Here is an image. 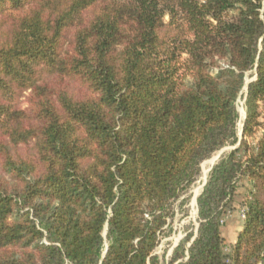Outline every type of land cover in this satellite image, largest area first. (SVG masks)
Returning a JSON list of instances; mask_svg holds the SVG:
<instances>
[{"label": "trees", "instance_id": "1", "mask_svg": "<svg viewBox=\"0 0 264 264\" xmlns=\"http://www.w3.org/2000/svg\"><path fill=\"white\" fill-rule=\"evenodd\" d=\"M241 96L167 264H264V0H0V264H166Z\"/></svg>", "mask_w": 264, "mask_h": 264}, {"label": "rangeland", "instance_id": "2", "mask_svg": "<svg viewBox=\"0 0 264 264\" xmlns=\"http://www.w3.org/2000/svg\"><path fill=\"white\" fill-rule=\"evenodd\" d=\"M252 78L253 77H251L250 79ZM24 104H26V102ZM237 108L240 113V120L238 123L239 134H240V131L243 126L244 117L246 114L245 96L244 97L241 96L238 99ZM226 147L228 148L227 150L228 152L232 146L229 145ZM217 155L218 152L204 162L206 164L207 170H209L213 164V162L210 163V161L212 160L214 161V158H216ZM204 163L202 164L201 175L190 191L189 194L190 199H189V203L186 205V211L177 208L176 216L172 223L173 230L169 236L164 237L162 239L160 245L156 250V253L161 256L162 260L166 262V264L168 263V260L171 254L173 253L174 248L184 239L187 233L197 232L199 221H198V205L196 203L195 196L201 191L202 184L204 183L206 176H208L209 174L208 171L207 174H204V167H203ZM199 188L200 191L196 192L197 189ZM224 219L225 222L222 226V231L224 236L229 237V239L238 236V233L242 229V224L244 222V219H242L240 212H238L237 210L231 211L224 217Z\"/></svg>", "mask_w": 264, "mask_h": 264}, {"label": "water", "instance_id": "3", "mask_svg": "<svg viewBox=\"0 0 264 264\" xmlns=\"http://www.w3.org/2000/svg\"><path fill=\"white\" fill-rule=\"evenodd\" d=\"M254 79H256V76L253 77L252 79L248 80V82H250V81H252V80H254ZM245 90L247 91V86L245 87ZM245 118H246V114H245L244 119H245ZM242 127H243V126H242ZM242 132H243V131H242V129H241V131H240V140H239V142L237 143V145L232 146V147L230 148V150L235 149V148H237V147L240 145V142H241L242 137H243V135H242L243 133H242ZM227 150H228V148H227V147H224V148H222V149L218 152V155L216 156V158H214L213 164H212L211 168L208 170V172L212 169L213 165H214V164L216 163V161L222 156V154H224L225 152H227ZM207 178H208V176H206V179H205L204 183L202 184L201 191H202L203 187L205 186V184L207 183ZM201 191L195 196L196 203H197L198 196L201 194Z\"/></svg>", "mask_w": 264, "mask_h": 264}, {"label": "crops", "instance_id": "4", "mask_svg": "<svg viewBox=\"0 0 264 264\" xmlns=\"http://www.w3.org/2000/svg\"><path fill=\"white\" fill-rule=\"evenodd\" d=\"M242 227H243V224H242ZM227 238V242L228 243H233V242H235L236 241V239H237V236L236 237H234V238H230L229 239V237H226Z\"/></svg>", "mask_w": 264, "mask_h": 264}, {"label": "built area", "instance_id": "5", "mask_svg": "<svg viewBox=\"0 0 264 264\" xmlns=\"http://www.w3.org/2000/svg\"><path fill=\"white\" fill-rule=\"evenodd\" d=\"M240 214H241L242 219H245V210L244 209H242L240 211ZM224 222H225V219L222 221V223L224 224Z\"/></svg>", "mask_w": 264, "mask_h": 264}, {"label": "bare ground", "instance_id": "6", "mask_svg": "<svg viewBox=\"0 0 264 264\" xmlns=\"http://www.w3.org/2000/svg\"><path fill=\"white\" fill-rule=\"evenodd\" d=\"M211 162H213V160L212 161H210V163ZM203 167H204V174H207V167H206V164L204 163V165H203ZM198 191H200V188L199 189H197V191L196 192H198Z\"/></svg>", "mask_w": 264, "mask_h": 264}]
</instances>
